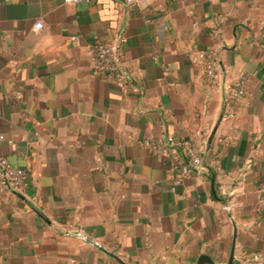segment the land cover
Segmentation results:
<instances>
[{
  "label": "crops",
  "instance_id": "0c3cea01",
  "mask_svg": "<svg viewBox=\"0 0 264 264\" xmlns=\"http://www.w3.org/2000/svg\"><path fill=\"white\" fill-rule=\"evenodd\" d=\"M96 40L123 84L91 69ZM0 116V156L29 174L0 190V264H120L75 233L127 264H226L230 217L233 264H264V0H0ZM161 132L194 137L200 174L174 184L179 150L144 143Z\"/></svg>",
  "mask_w": 264,
  "mask_h": 264
},
{
  "label": "built area",
  "instance_id": "2783aa9c",
  "mask_svg": "<svg viewBox=\"0 0 264 264\" xmlns=\"http://www.w3.org/2000/svg\"><path fill=\"white\" fill-rule=\"evenodd\" d=\"M65 3H89L90 0H63ZM139 0H124L127 4H136ZM36 27L40 28L41 23L37 22ZM204 74L210 81H214L219 71V59L215 51L203 48L198 52ZM91 69L118 85L123 84L121 66L116 55V48L113 44L96 40L91 45ZM247 76L241 72L238 74L234 84L230 87L226 98L225 116L233 115L232 107L246 94ZM1 119V116H0ZM3 137L0 134V139ZM152 153L168 155L171 150L177 148L179 153L173 161V168L176 170L174 184L192 174H200L203 170L201 151L193 136L185 139H178L166 132L156 136H149L144 139ZM28 170L14 166L6 157L0 156V190L9 188L23 194L27 188ZM236 264H263L260 254H251L237 259Z\"/></svg>",
  "mask_w": 264,
  "mask_h": 264
},
{
  "label": "water",
  "instance_id": "95a60500",
  "mask_svg": "<svg viewBox=\"0 0 264 264\" xmlns=\"http://www.w3.org/2000/svg\"><path fill=\"white\" fill-rule=\"evenodd\" d=\"M225 208L227 210H229V207H228L227 204L225 205ZM230 220L232 221V225H233V240H232V245H231L229 257H228V260H227V263L226 264H233V261H234V243H235V237H236V226L233 223L232 217H230ZM66 234H69V232H66ZM73 235H75V236H77L79 238H82L83 240L89 242L90 244H92L93 246H96L97 248H100L107 255H109L110 257H112L114 259H116L120 264H127L123 260H121L120 258H118L116 255H114L111 251H108L107 249L103 248L96 241L87 238L85 235H83L81 233H75ZM196 264H216V262L209 255H207V254H201L199 256Z\"/></svg>",
  "mask_w": 264,
  "mask_h": 264
}]
</instances>
